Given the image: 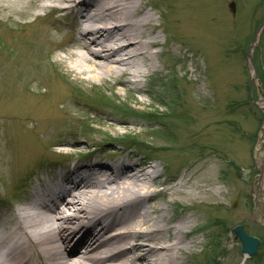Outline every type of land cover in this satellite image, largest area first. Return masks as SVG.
Segmentation results:
<instances>
[{"label": "rangeland", "instance_id": "obj_1", "mask_svg": "<svg viewBox=\"0 0 264 264\" xmlns=\"http://www.w3.org/2000/svg\"><path fill=\"white\" fill-rule=\"evenodd\" d=\"M17 1L21 0H0V96H13L17 90L15 84H19L21 90L28 87L23 92L26 98L43 99L52 86L48 78L55 74L53 67L65 55L57 46L67 44L76 35L77 10L59 14L40 9L45 0H22L21 6H16ZM139 1L156 4L155 10L150 11L154 23L163 22L165 0ZM212 2L210 49L202 50L204 54H201L192 48H181L177 61L163 52L156 61L160 73L142 79L139 83L142 93L134 95L143 104L135 103L131 93L123 92L120 87L118 95H114L109 86L102 87L97 79L91 81L94 88L78 85L67 91L70 106L65 107L66 113L57 112L58 121L46 122V114L31 110L18 111L19 123L8 121L4 116L12 111L5 110L0 103V216L3 219L8 220L16 208L26 206L34 198L40 179L45 185L52 183L54 177L60 181L58 174L74 165L149 162L163 173L161 179L172 176L178 179L189 173L187 165L195 157L209 153L216 178L213 191H221L217 198L224 203L216 211L224 214L221 209H225L227 220L221 226L222 235L221 228L215 226L208 229L207 236H199V244H187L195 254L182 256L181 264H264V229L259 225H264V191L258 186L262 179L264 131L260 128L264 114L249 98L252 73L246 57L252 38L264 20V0ZM232 3L234 12L229 7ZM25 12L30 15L25 16ZM185 26L182 39L188 41L191 26L188 21ZM159 36L161 41L166 40L163 33ZM171 44L176 50V42ZM252 57L257 78L250 95L255 101H264V30ZM196 79L201 83L209 80L214 88L212 97L206 102L200 100L199 113L177 107V102L191 100L194 93L191 85ZM12 81L17 83L11 84ZM34 91L42 95H34ZM57 107L58 111L63 110L62 105ZM173 109H177L178 118L171 115ZM164 112L171 113L162 116ZM108 118L127 120L149 132L132 135L120 129L122 134L116 137L101 122ZM46 128L59 134L45 136L42 131ZM63 140L77 145H59ZM34 150L36 155L27 157ZM23 151L27 156L20 161ZM224 157L226 162L222 161ZM244 169L250 170L246 181L242 180ZM172 200L168 197L166 202ZM155 203L165 207L160 201ZM239 226L247 236L260 242L253 257L242 253L241 243L234 234ZM71 249L66 247V252ZM75 251L80 252L78 248Z\"/></svg>", "mask_w": 264, "mask_h": 264}, {"label": "bare ground", "instance_id": "obj_2", "mask_svg": "<svg viewBox=\"0 0 264 264\" xmlns=\"http://www.w3.org/2000/svg\"><path fill=\"white\" fill-rule=\"evenodd\" d=\"M165 2L163 22L156 24L150 12L156 4L139 0H45L42 10L59 14L77 10L76 35L67 44L57 46L65 55L53 67L54 76L48 78L52 85L44 93L48 101L26 98L23 92L28 87L21 90L15 84L13 96H0L4 109L12 111L4 116L5 120L19 123L18 111L31 110L46 114V122L58 121L57 112L66 113L65 107L70 106L67 91L78 85L94 88V79L101 81L102 87L109 86L114 95L120 87L131 93L135 103L143 104L134 95L142 93V79L160 73L156 61L163 52L177 61L181 48L204 54L202 50L210 49L212 44V0ZM21 5L22 0L16 2V6ZM24 14L29 16L30 12ZM186 21L191 26L190 42L182 39ZM160 33L166 40H160ZM172 41L176 42V50ZM191 86V100L177 102V107L199 113L200 100L206 102L212 97L214 88L209 80L201 83L196 79ZM34 95L42 94L34 91ZM57 105H62L61 112ZM173 110L171 115L178 118L177 109ZM101 122L116 137L122 132H149L124 119ZM42 132L45 136L59 134L52 128ZM187 137L183 136L184 140ZM59 145L74 147L77 143L63 140ZM239 150L244 152L242 147ZM35 151L28 156L23 151L20 161L36 155ZM211 160L209 153L198 155L187 165L189 173L178 179H161L163 173L149 162L142 165L122 161L74 165L59 173L60 181L54 177L48 185L40 179L34 197L46 201L37 208H16L8 220L0 217V264H29L33 255L38 264H181L182 256L195 254L187 244H199V236H207L208 229L215 226H225L227 220L225 209H221L224 214L216 211L224 203L217 198L221 191H213L216 178ZM222 161L226 162L225 157ZM259 187L264 191V178ZM168 197L174 200L167 203ZM156 201L165 207L157 206ZM223 231L219 230L220 235ZM66 247H72L69 253Z\"/></svg>", "mask_w": 264, "mask_h": 264}, {"label": "water", "instance_id": "obj_3", "mask_svg": "<svg viewBox=\"0 0 264 264\" xmlns=\"http://www.w3.org/2000/svg\"><path fill=\"white\" fill-rule=\"evenodd\" d=\"M230 9L232 11L235 10V5L232 3L230 4ZM264 27V21L261 23L260 27L258 28L253 40H252V44L249 48V51L247 53V57L249 58L250 62L252 60V57H251V54H252V51H253V48L256 46L257 44V39L259 37V34L262 30V28ZM252 63V62H251ZM252 65V64H251ZM252 69H253V78H252V81H251V85L253 84L254 82V78L256 76V70L255 68H253L252 66ZM248 172V170H244L242 172V178L243 180H246V173ZM234 234L236 235V238L240 241L241 243V250H242V253L248 257H252L254 255H256L257 253V247L259 245V240L255 237H252V236H247L243 230L242 227H237L234 229Z\"/></svg>", "mask_w": 264, "mask_h": 264}, {"label": "flooded vegetation", "instance_id": "obj_4", "mask_svg": "<svg viewBox=\"0 0 264 264\" xmlns=\"http://www.w3.org/2000/svg\"><path fill=\"white\" fill-rule=\"evenodd\" d=\"M263 229H264V225H262V224H259Z\"/></svg>", "mask_w": 264, "mask_h": 264}]
</instances>
